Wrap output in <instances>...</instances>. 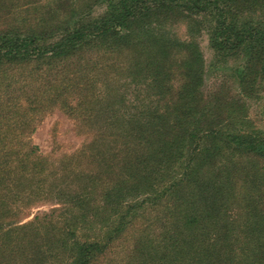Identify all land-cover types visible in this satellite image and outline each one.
I'll return each mask as SVG.
<instances>
[{"label":"trees","instance_id":"16d2710c","mask_svg":"<svg viewBox=\"0 0 264 264\" xmlns=\"http://www.w3.org/2000/svg\"><path fill=\"white\" fill-rule=\"evenodd\" d=\"M95 1L0 27V264H100L141 219L125 264H264V129L245 102L264 81V0H106L92 16ZM181 20L189 40L165 29ZM202 29L217 62L242 60L227 101L204 89ZM56 107L86 138L68 158L103 141L99 165L40 154L34 122ZM49 197L57 221L16 224Z\"/></svg>","mask_w":264,"mask_h":264},{"label":"rangeland","instance_id":"374dc122","mask_svg":"<svg viewBox=\"0 0 264 264\" xmlns=\"http://www.w3.org/2000/svg\"><path fill=\"white\" fill-rule=\"evenodd\" d=\"M27 0H0V27L9 25L12 22L16 21L17 15L23 16L24 19H29L33 16H39V18H46L50 22L58 19V15H61L60 12L67 6V4H74L78 6L82 3L83 0H41L40 5H21L18 4L25 3ZM106 0H96L93 2L90 14L92 16L99 15L103 12L105 8ZM22 7V9H18ZM38 10V12H37ZM42 15V17H41ZM166 31L172 36L178 38L179 40H189L188 26L183 20L167 24L165 27ZM196 41L199 44L200 50L202 52L204 62H205V73H204V89L206 93H212L218 89H221V98L224 100H229L230 96L236 95L238 92L237 82L233 77L235 70L240 68L242 65V60L238 59H228L226 62H217L214 57V51L209 46L208 33L206 29L197 35ZM177 59H182L184 56L183 52L176 54ZM122 61L129 65V57L122 56ZM108 76L111 77V71H105ZM71 76V75H70ZM248 116L250 120L256 127L264 129V81H259L256 96L253 98L245 99ZM35 129L31 134V140L34 144L39 147V152L41 155L45 156L53 164H59L60 161H64L65 164H72V167L84 171L90 167H94L97 164L99 165V157L103 156V153H100V150L104 143L100 141L95 147L96 150L92 155H79L78 157L68 158L71 154H75L83 143L86 141V138L78 134L74 128V120L66 115L59 108H54L49 110L47 113L41 116V118L34 122ZM109 162L105 161L101 168L107 169L109 167ZM264 162H260V166L264 169ZM81 174V173H80ZM77 176V175H76ZM76 176L73 177L66 176L63 177L64 180L59 182V185L66 187L68 182L67 179L72 182L76 180ZM76 183V182H75ZM58 202L53 200L51 197L42 198L35 204L30 207L28 216L22 217L16 222V224H24L28 221H31L35 215H39L41 220L57 221V211ZM46 213L52 214L51 217L53 220L46 219ZM146 221V220H145ZM145 221L143 219L135 225L134 228L127 231V233L121 237L116 246L111 249L110 253L100 264H125L121 260L124 257V250L131 246L134 238L137 237L140 233L143 232L145 228ZM51 225H55L51 222ZM29 232V231H28ZM31 234V233H30ZM34 239L32 242H28L27 245L31 246L45 243L44 236H32ZM46 244V243H45ZM44 250V249H43ZM47 256V255H45ZM61 257L60 256H47L43 260L42 264H59Z\"/></svg>","mask_w":264,"mask_h":264}]
</instances>
